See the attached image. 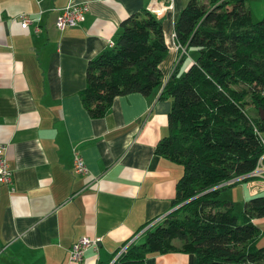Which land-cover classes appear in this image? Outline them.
<instances>
[{
  "label": "crops",
  "instance_id": "0c3cea01",
  "mask_svg": "<svg viewBox=\"0 0 264 264\" xmlns=\"http://www.w3.org/2000/svg\"><path fill=\"white\" fill-rule=\"evenodd\" d=\"M187 2L0 0V146L12 170L11 183L0 184V264H111L124 242L143 243L172 210L182 167L158 156L155 146L168 133L163 83L197 55L174 39ZM169 3L153 13L167 46L162 85L147 95L116 96L106 115L91 118L79 95L89 60L111 47L127 16ZM72 4L86 7L84 19L58 29V15ZM245 6L252 18L264 16V0ZM22 15L30 19L25 28ZM75 152L86 175L73 172ZM257 176L234 185L229 197L264 194V173ZM253 222L262 238L264 217ZM84 236L100 240L79 263L70 262V246ZM144 264H196V256L174 250L149 254Z\"/></svg>",
  "mask_w": 264,
  "mask_h": 264
},
{
  "label": "trees",
  "instance_id": "16d2710c",
  "mask_svg": "<svg viewBox=\"0 0 264 264\" xmlns=\"http://www.w3.org/2000/svg\"><path fill=\"white\" fill-rule=\"evenodd\" d=\"M246 1L188 0L174 39L180 49L196 50V59L181 75L177 64L164 83L159 65L167 46L148 9L127 16L113 45L87 63L79 95L91 118L106 115L116 96L147 95L163 83L168 133L155 153L182 167L172 210L111 264H144L149 254L174 250L194 254L196 264H264L262 231L253 222L264 217V194L241 210L220 196L258 177L252 172L264 165V16L254 21Z\"/></svg>",
  "mask_w": 264,
  "mask_h": 264
},
{
  "label": "built area",
  "instance_id": "2783aa9c",
  "mask_svg": "<svg viewBox=\"0 0 264 264\" xmlns=\"http://www.w3.org/2000/svg\"><path fill=\"white\" fill-rule=\"evenodd\" d=\"M171 8V4L162 6L157 9H153L152 7L149 8L150 12L156 13L159 15V11L163 12L165 10H168ZM86 10V7L84 5L80 4H72L66 6L62 12L58 15L56 20V26L58 29H64L66 27H71L77 24V22H80L84 19V11ZM30 22V19L26 15H22L21 18V27L25 28L27 24ZM111 46L113 45V42H110ZM179 48H181L178 45ZM3 147L0 146V184H10L12 181V170L9 167V164L7 163L6 158L3 155ZM73 172L78 175H86L88 173V169L79 154L75 152L74 159H73ZM261 173H264V167H262L261 171L255 170L252 172V175H260ZM99 238H91L89 236H84L76 240L69 248L68 250V260L70 262H76L79 263L84 255V252L86 249L90 246H96L99 242ZM128 244L123 245L120 247L114 256L112 262L117 259V257L125 251V248ZM111 262V263H112Z\"/></svg>",
  "mask_w": 264,
  "mask_h": 264
},
{
  "label": "rangeland",
  "instance_id": "374dc122",
  "mask_svg": "<svg viewBox=\"0 0 264 264\" xmlns=\"http://www.w3.org/2000/svg\"><path fill=\"white\" fill-rule=\"evenodd\" d=\"M252 19H253L254 21H257V20H259V19H261V18L256 19V18L254 17V18H252ZM246 107H247L248 111H249L252 115H256V111L254 110V108H253V106H252V104H251V102L249 101L248 98H247V105H246ZM261 136H262V138L264 139V131L261 132ZM232 188H233V186L230 187V188H226V189L222 190L220 196H221L222 198H228V199H231V198L229 197L230 192H228V190H231ZM231 200H232V199H231ZM232 201L234 202L235 207H236L237 210H241V209L243 208V202H244V201H238V200H235V201L232 200ZM175 244H176V245H180V242L175 241ZM258 244H259V245H264V236L259 240Z\"/></svg>",
  "mask_w": 264,
  "mask_h": 264
},
{
  "label": "water",
  "instance_id": "95a60500",
  "mask_svg": "<svg viewBox=\"0 0 264 264\" xmlns=\"http://www.w3.org/2000/svg\"><path fill=\"white\" fill-rule=\"evenodd\" d=\"M260 116H261L262 119H264V113L261 110H260Z\"/></svg>",
  "mask_w": 264,
  "mask_h": 264
}]
</instances>
